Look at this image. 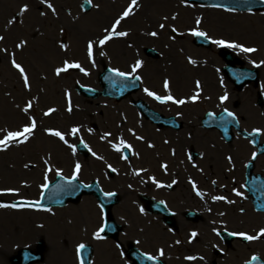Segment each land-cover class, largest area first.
Returning <instances> with one entry per match:
<instances>
[{
  "label": "rangeland",
  "instance_id": "1",
  "mask_svg": "<svg viewBox=\"0 0 264 264\" xmlns=\"http://www.w3.org/2000/svg\"><path fill=\"white\" fill-rule=\"evenodd\" d=\"M83 1L45 0L42 4L40 0H0V36L3 37V40H0V139H3L7 132L19 131L31 120L36 121L34 133L26 142L21 144L12 141L6 147L0 145V203L16 198H37L45 184L52 181L57 173L68 177L74 164L78 162L81 163L82 169L84 167L87 177L91 175L107 181L106 165H110L119 174L116 175L118 178L115 183L109 180L112 187L119 191L121 198H124L116 213L121 220H125L129 230L130 223H134L132 234L141 233V238L146 241L144 249H154L158 246L159 250H166L169 255L170 251H173L179 252L183 257L200 252L203 257L202 264H240L255 254L264 260L263 238L248 243L246 248H240L236 244L228 247L216 234V231L222 229L254 233L263 229L264 215L260 219L257 218L256 212L246 204L242 206L244 214H238L232 206L234 212H226L221 218L216 214L219 213L218 210L213 213L206 208L215 195H223L221 188L228 194L230 188L238 189L235 185L241 177L229 167V155L234 161L237 158L243 161L247 157L248 149L245 151L239 138L225 145L215 133L209 134L201 129L199 120L197 121L206 111L235 108L242 125L247 129L264 125V107L260 108L255 103L256 94L253 89L256 84H248V88L238 92L233 90L234 87L229 90L230 83L223 71L225 63L221 57L223 49H227L240 58L244 67L257 71V82L264 87V12L224 11L188 3L186 0H154L152 5L144 4L145 6L141 7L140 0H137L131 14L121 20L132 0H87L91 4L87 14L82 11ZM47 4H51L52 9H49ZM25 6L28 10L21 13L17 21L11 20L12 13L21 12L20 9ZM30 11H33L31 16ZM117 20H120V23L116 27L115 36L101 47L99 40L108 33L113 34L110 25L115 24ZM160 25L164 27L161 28ZM173 28L176 29L175 32L172 31ZM193 31L205 32L212 41L223 40L225 43L255 48L257 51L245 53L239 47L223 48L215 43L209 48L197 47L193 44ZM121 32L127 35L120 36ZM153 32L157 35L152 36ZM135 36L143 37H140V44L135 41ZM123 39L126 40L121 43L120 40ZM126 41L135 48L117 55V48L124 47ZM89 43L94 45L91 59L88 56ZM98 49L99 52L96 51ZM147 50H153L156 57L148 56ZM171 59L177 70L175 73L170 70ZM13 60L24 69L29 81L28 87H25L20 72L13 67ZM190 60L192 63H189ZM137 61L142 65L160 67L157 72L150 74L149 78L143 77L144 82H141L140 89L141 86H147L158 94L170 92L187 99L183 105L186 113L183 112L184 118H181L182 125L184 123L186 127L182 131L158 132L149 123H144L145 120L132 109L130 99L119 102H111L102 97L88 99L85 101H88L89 105H83L88 106V109L90 104L94 107L88 116L83 119L71 116L74 107L82 104L79 102L83 100V97L76 93L77 84L97 89L96 76L103 66L129 73L128 69ZM199 61L209 62L215 67V74H212L215 80L207 81L214 83L211 85L214 88L208 87L209 85L194 72V64ZM66 63L78 64L80 67L69 68L57 76L56 69L64 67ZM142 73L140 72L143 76ZM179 77H185L188 81L175 85L173 78ZM166 80L170 87L167 91L164 89ZM140 89L139 92L142 93ZM230 91L239 94L237 105L236 102L228 103L227 99L221 103L220 98L228 96ZM197 92L199 96L193 102L192 98ZM29 103L32 107L25 113L23 109ZM50 109L55 111L45 116L44 113ZM74 127H78L79 131L72 135L71 129ZM50 130L60 131L65 140L61 141L58 137L49 135ZM117 137L132 143L136 148L135 156H132L130 161H123L117 152L109 149L107 141L116 142ZM78 140L84 142L97 159H84L76 151H72ZM69 144L73 147L69 148ZM150 144L152 147H149ZM213 144H216V148ZM192 151L198 154L194 161L196 167H187L192 171L198 170L199 174L192 176L189 170L188 173H183V176L184 179L191 176L196 179L197 185L203 189L202 195L205 193L204 203L207 205L201 207L203 223L194 227L199 236L198 240H193L194 243L188 246L190 226L187 225L186 230H181L178 235V246L171 248L174 237L167 235L162 238L159 227L149 230V235L142 233V220L137 216L133 221L129 220L132 214H136L131 202L138 182L134 186L133 182L136 180L127 182L122 178L130 174L131 179L136 175L146 180L152 172L159 170L158 161L172 164L173 161L185 162L187 158L190 162ZM209 151L214 153L208 158ZM210 158L212 160H209ZM87 161L93 162L88 165ZM259 162L264 174V158ZM213 180L218 191L209 188ZM154 181L166 183L163 178ZM226 181L230 184L224 188L222 185ZM183 182L188 192L185 180ZM13 192L17 194L14 195ZM231 199L238 200L235 197ZM87 201L81 199L77 204H69L63 209H52L35 215L13 214L8 210H0V224L4 225L5 231V235H0V252L12 249L15 246L13 243H18L19 240L31 242L42 237L45 244L51 246V252L55 256L47 259L49 264L51 261L52 264H75L72 256L73 246L88 241L87 233L89 230L94 233L97 223H94V214H91L92 209ZM151 233L155 234L151 236ZM149 242H153L152 245ZM92 246L94 264H124L113 244L95 242ZM180 261L178 260V263L182 264Z\"/></svg>",
  "mask_w": 264,
  "mask_h": 264
},
{
  "label": "flooded vegetation",
  "instance_id": "2",
  "mask_svg": "<svg viewBox=\"0 0 264 264\" xmlns=\"http://www.w3.org/2000/svg\"><path fill=\"white\" fill-rule=\"evenodd\" d=\"M35 7H33L32 10H34ZM21 14V12H17ZM29 15H33V11H30ZM17 15H14L13 18L16 19ZM244 87L242 90H244ZM256 95L262 94L264 91V87L262 86H255L253 89ZM264 95V92H263ZM247 131H250V129H246ZM263 135V136H262ZM264 131L260 135V138L262 142L264 143ZM239 137H233L232 141L236 140ZM242 143H240L245 151L248 149V154L245 160H241L240 158H237L236 161L233 160L232 156H230L231 164L234 168V170L237 172V174H240L241 180L246 181V179L250 180L253 175H262L263 171L260 168V162L259 160L261 158H264V155H258V152L255 153L254 148L251 146L249 139L246 138H239ZM255 153V154H254ZM255 155V159H253L252 156ZM158 161V160H157ZM241 161L243 163H241ZM166 165V167H164ZM158 171L156 173H153L149 176V179H146L144 181L143 190L141 192H137L135 195V208L136 214H132L129 219L130 221H133L134 219L139 218L142 220L144 226L140 229L142 233H146L149 235V233L153 227H159L160 235L162 238L166 237L167 235L174 237L173 244H170L171 248H174L175 246H178V235L181 230L185 231L186 226L189 225L191 229H194L195 226L202 224V216L200 212V208L198 207V203L193 200V197H190L188 199L187 195V189H185L184 185V178L180 173L179 167L174 163L173 165H167L166 161H158ZM179 176L176 178L175 182L170 181L172 178ZM164 179V181L167 183V185L158 186L157 182H153L156 179ZM167 179V180H165ZM170 185V186H169ZM140 195H146L151 199H154L156 201H159L164 204V206L173 214V218L170 222V218L164 215H156V214H149L147 213L146 206L143 201L140 200ZM151 211L154 210V207L149 208ZM188 213H190V216H188ZM167 223V224H166ZM134 224V223H132ZM131 230H129L126 226L121 228V231L119 233V237L121 236L122 239L125 242V249H128V246L134 245L137 246L140 250L143 252L154 255L155 257H158L161 259V261L164 264H179L178 260H181L180 262L182 264H187L183 258H181V255L179 252H173L170 251L171 254L169 255L166 250H163V255H161V250H159V247H154V249H144L143 246L146 244V241H144L141 238V233L138 232L137 234H131ZM151 233V236H153ZM0 235H5L4 231V225H0ZM37 235V234H36ZM90 235V233H89ZM38 237L40 235H37ZM29 235H26V238L28 239ZM19 240L18 243H13L15 246L12 249L0 252V262L1 264H14V255L13 252L16 250L15 247L17 245H21L20 243H24V245L29 244V247L27 248L30 252L35 253L38 249L41 251V259L35 263V264H49L47 259L53 256V252H51V246L47 243L45 244V241L42 237H39L36 240H30L23 241ZM151 245L153 242H149ZM122 246V242L119 243ZM120 247V246H119ZM121 248V247H120ZM165 248V247H164ZM20 249V247H19ZM18 249V250H19ZM166 249V248H165ZM17 250V251H18ZM73 256V253H72ZM166 259H171L170 261L166 262ZM52 260V259H51ZM52 264V261L50 262ZM189 264H197L196 262H190Z\"/></svg>",
  "mask_w": 264,
  "mask_h": 264
},
{
  "label": "snow or ice",
  "instance_id": "3",
  "mask_svg": "<svg viewBox=\"0 0 264 264\" xmlns=\"http://www.w3.org/2000/svg\"><path fill=\"white\" fill-rule=\"evenodd\" d=\"M40 2L42 4H44L45 0H40ZM136 2H137V0H132V5H130L129 8L124 11L123 16L120 18L121 20L131 14L132 8L136 5ZM262 2H264V0H262ZM46 6L49 9H52V7H53L51 4H47ZM27 10H28L27 6H25V7L20 9L21 13L26 12ZM53 11H54V9H53ZM41 14L43 15V13H41ZM173 19H175V17H173ZM10 23H11V21H10ZM119 23H120V20H117L116 23L112 26V33L116 32V27L119 25ZM199 23H200V21L198 20L197 24H199ZM160 27L163 28L164 25H160ZM172 31L175 32L176 29L173 28ZM119 35L120 36H126L127 33L121 32V33H119ZM151 35L152 36H156L157 33L153 32V33H151ZM191 35H193L195 37L207 38V34L205 32H202V31H193L191 33ZM110 39H112V35L111 34L105 36L103 39H100L99 40V45L101 47H103V45L106 44L107 41L110 40ZM0 40H3L2 36H0ZM211 42L215 43V44H217L218 46H221V47H229V48H237V47H239L240 50L242 52H245V53H252V52L257 51L255 48L243 47L241 45L234 44V43L229 44V43H225L223 40H213ZM17 47H20V45H17ZM93 47H94V45L92 43L88 44V56H89L90 59H91V57L93 55ZM12 63H13V67L16 68L20 72L21 76L23 77L25 87H28L29 81H28V77L24 74V69L19 64H17L14 60H13ZM189 63H192V61L190 60ZM255 66L259 67V65H255ZM79 67L80 66L78 64H67L66 63L64 67L56 69V75L59 76L62 72H66L69 68H79ZM141 67H142L141 62L137 61L132 67L131 74H135ZM81 71H83V69H81ZM85 74H87V73H85ZM115 74L117 76L124 77L125 79H128L129 75H130V74H125L124 72H120V71H116ZM134 78H135V80H140L141 79V77L139 75H135ZM196 86H197V88H199L200 87L199 83H197ZM164 89H165V91H167L169 89V82L167 80L164 81ZM145 93H146V95H148L149 97L153 98L154 100H156V101H158L160 103L171 102V103L177 104V105H183L184 103H186L185 100L174 99L171 95H168L166 97H161L160 95H157L156 93H154L153 91H149L148 89H145ZM197 96H199V92H197L196 95L192 98L193 102H195ZM220 99H221V103H224L225 100L227 99V97L223 96ZM31 107H32V105H31V103H29L28 106L23 109V111L25 113H27L28 110ZM68 110L71 111V108H69ZM54 111H55V109H50L48 112H45L44 115L48 116ZM227 115L232 117L233 119H235V117L233 116V114L231 112H228ZM35 128H36V121L35 120H31V122L28 125H26L25 127H23V129H21L19 131L7 132V134L4 136V138L0 139V145L6 147L12 141H16V142L22 144V143L26 142L29 139V137L34 133ZM78 131H79V129L74 127V128L71 129V134L75 135V134L78 133ZM48 134L52 135L54 137H58L61 141L65 140L64 135L60 131H51L50 130ZM257 134H259L258 131H257ZM137 139H141V138L137 137ZM121 145L124 148H129V150H130V146L127 145V144H124L123 141H121ZM68 147L71 148L73 146L71 144H69ZM85 147H87V145H85ZM113 147H114V150L120 151V147H118L116 145H113ZM149 147H152V145L150 144ZM253 159H255V155L253 156ZM164 167H166V165H164ZM80 168H81V166L79 164H76L75 169H74L73 179H76V175L80 172ZM57 174H59V173H57ZM153 182L155 183V181H153ZM69 183H71V181H69ZM213 183H215V182H213ZM85 186H87V185H85ZM158 186H161V185H158ZM193 187L195 188V185H193ZM12 194L15 195L17 193L13 192ZM235 194L238 195V196L240 195L239 192H237ZM106 195L107 196H112V195H115V193H107ZM197 195H200V193L197 192ZM214 199L215 200H224L225 198L222 197V196H216V197H214ZM226 202L230 203V201H226ZM20 203H21L22 206H26V207H29V208H34L36 210L49 211V209H40L39 201H35V202H33V201H21ZM15 207H16L15 204H3V203H0V208H15ZM103 231H104V227H101L95 233L94 238L95 239H102L101 233ZM191 235L193 237H195L197 234L195 232H193ZM230 235H231V233H230ZM239 235H241L244 240L253 241V240L259 239L260 237H264V229H261L258 235H246V234H243V233H241ZM84 247L85 246L83 244L79 245V247L77 248V253L79 254L80 250L83 249ZM160 254L163 255V251L162 250H161ZM146 258L148 260H153L152 256H147ZM188 259H192V257H189Z\"/></svg>",
  "mask_w": 264,
  "mask_h": 264
},
{
  "label": "bare ground",
  "instance_id": "4",
  "mask_svg": "<svg viewBox=\"0 0 264 264\" xmlns=\"http://www.w3.org/2000/svg\"><path fill=\"white\" fill-rule=\"evenodd\" d=\"M153 1L154 0H144V3H142V0H140V3L142 4L141 7L145 6L144 4L152 5ZM169 1L170 0H168V2ZM156 4L157 3H154V5H156ZM159 4H162V3H159ZM163 4H166V3H163ZM196 13L197 14H201V12H196ZM211 13H214V12H211ZM140 37L139 36H135V41L137 43H139V44H140L141 38H143V37H141V38ZM124 40H126V39L120 40V42L122 43ZM132 47H133V45H131L129 42L126 41L125 44H124V47L122 46L120 48L119 47L117 48L116 53H117V55H119L123 51H125V50L128 51V49H131ZM133 48H135V47H133ZM170 53H171V51H170ZM172 61L173 60L171 59L170 70H171L172 73H175L177 70H176V67H175V65L173 64ZM191 65L193 66V64H191ZM194 65H195V68H194L195 71L194 72H196V75H198V77H200L201 80L203 82H205L206 85H209L208 87H212L211 85H213L214 83H208L207 81L208 80H210V81H214L215 80L214 75H212V74H215V70H216L215 67L211 63L206 62V61H204V62H200L199 61V62H197ZM159 69H160V67L155 68V67H153V65L151 66L150 64H148L147 67L145 68V74L148 77L150 74H152L153 72H157ZM176 78H177V76H176ZM176 78H173V82H174L175 85H180L181 84L180 82L185 83L186 81H188V79H186L185 77H183V78L179 77V79H176ZM212 88H214V87H212ZM134 96L137 97V98H140V95H139L138 92L134 93ZM79 103H82V104H77L74 107V109H73V111L71 113V116L74 117V118H78V119L86 118L88 116L89 112L94 109V107H93V105L90 104V108L88 109V106L83 105V104H88L89 103L88 101H85V100H81ZM150 106L154 107L153 104H150ZM178 142H179V140L177 139L176 143H178ZM212 153H214V152L213 151L207 152L208 158L210 157V154H212ZM209 160H212V158H210ZM247 200H248V198H247ZM215 206H217L218 208H221V207L225 206V204L223 202H216ZM257 217L261 218L260 216H257Z\"/></svg>",
  "mask_w": 264,
  "mask_h": 264
},
{
  "label": "water",
  "instance_id": "5",
  "mask_svg": "<svg viewBox=\"0 0 264 264\" xmlns=\"http://www.w3.org/2000/svg\"><path fill=\"white\" fill-rule=\"evenodd\" d=\"M220 5H224L225 7H228L230 9L233 10H263L264 9V3H261L258 0H221L219 1ZM200 43V42H197ZM225 59L227 64L229 65L225 70L226 72L229 74V76H231L232 80L235 82H243V81H248L252 79V75L254 74V72H249L246 70H238V69H231L233 68V61L227 56L225 55ZM242 74V76H241ZM243 75L247 76V77H243ZM117 83V82H116ZM117 85L119 86L120 84L117 83ZM109 86L110 85V78H107V85H104L105 88V94L108 93L110 95H114L117 91L114 89H111ZM118 86L116 85H112L113 88H117ZM80 90H88V89H80ZM91 91V90H89ZM93 94H97L95 91H91ZM87 96H93L92 94L87 93ZM81 188H79L78 186H67L68 191L65 192L64 194H66L64 196H62V202H53V201H48V200H52L55 197L52 195H47L45 201L49 202L46 203V205H55V204H64L66 203L68 200H72L75 201L77 200L78 197H75V195H72L73 192H75V190H82V192H86L85 188L82 185H79ZM79 190L76 192L78 193ZM90 190V189H89ZM63 191H66V188H63ZM81 192V193H82ZM80 196V195H78ZM251 264V263H250Z\"/></svg>",
  "mask_w": 264,
  "mask_h": 264
}]
</instances>
